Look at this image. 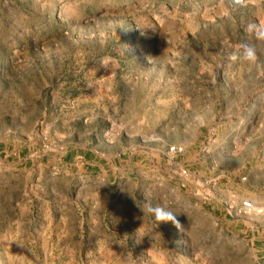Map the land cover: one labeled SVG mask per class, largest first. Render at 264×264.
Listing matches in <instances>:
<instances>
[{"label":"rangeland","instance_id":"rangeland-1","mask_svg":"<svg viewBox=\"0 0 264 264\" xmlns=\"http://www.w3.org/2000/svg\"><path fill=\"white\" fill-rule=\"evenodd\" d=\"M232 3L0 0V264H264V43L230 59L264 0Z\"/></svg>","mask_w":264,"mask_h":264},{"label":"clouds","instance_id":"clouds-1","mask_svg":"<svg viewBox=\"0 0 264 264\" xmlns=\"http://www.w3.org/2000/svg\"><path fill=\"white\" fill-rule=\"evenodd\" d=\"M246 4L247 0H233L230 7H244ZM247 31L251 36V41L242 43L240 51L230 56V59L251 66L255 65L260 59L258 43H264V22L248 25ZM150 211H154L157 219L160 221L171 220L179 225V222L175 221V217L169 211H165L164 209H150Z\"/></svg>","mask_w":264,"mask_h":264},{"label":"built area","instance_id":"built-area-1","mask_svg":"<svg viewBox=\"0 0 264 264\" xmlns=\"http://www.w3.org/2000/svg\"><path fill=\"white\" fill-rule=\"evenodd\" d=\"M169 150H171L173 152H178V151H181V148H178L176 146H170ZM243 205L246 206V207H252V204L249 201L243 202ZM256 211L260 212L261 208H258Z\"/></svg>","mask_w":264,"mask_h":264}]
</instances>
